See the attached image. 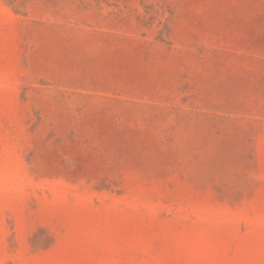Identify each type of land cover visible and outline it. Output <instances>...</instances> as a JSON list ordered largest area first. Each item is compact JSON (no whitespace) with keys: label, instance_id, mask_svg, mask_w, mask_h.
<instances>
[{"label":"rangeland","instance_id":"1","mask_svg":"<svg viewBox=\"0 0 264 264\" xmlns=\"http://www.w3.org/2000/svg\"><path fill=\"white\" fill-rule=\"evenodd\" d=\"M0 264H264V0H0Z\"/></svg>","mask_w":264,"mask_h":264}]
</instances>
